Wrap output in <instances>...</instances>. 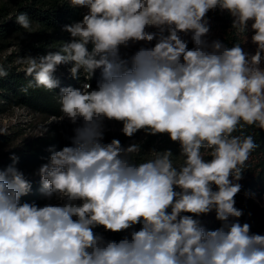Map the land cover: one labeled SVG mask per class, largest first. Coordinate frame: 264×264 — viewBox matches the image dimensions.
I'll return each mask as SVG.
<instances>
[{"label":"clouds","instance_id":"1","mask_svg":"<svg viewBox=\"0 0 264 264\" xmlns=\"http://www.w3.org/2000/svg\"><path fill=\"white\" fill-rule=\"evenodd\" d=\"M64 4L85 9L63 28L70 40L16 63L31 77L24 94L56 89L62 64L83 78L60 89L59 115L50 122L67 120L73 135L70 145L49 147L36 172L43 206L22 202L32 183L17 156L0 168V264H264V234L241 222L235 199L259 146L245 130L264 132V0ZM216 11L232 17L242 41L229 47L208 39V13ZM15 20L25 32L39 28L25 12ZM249 24L251 56L241 46ZM8 74L0 64V78ZM106 121L121 124L131 142H105ZM47 131L41 125L36 136ZM141 132L167 135L182 162L170 149L141 155L133 139ZM212 213L219 226L208 229L202 217ZM97 228L123 235L108 239Z\"/></svg>","mask_w":264,"mask_h":264},{"label":"trees","instance_id":"2","mask_svg":"<svg viewBox=\"0 0 264 264\" xmlns=\"http://www.w3.org/2000/svg\"><path fill=\"white\" fill-rule=\"evenodd\" d=\"M0 7V52L11 47L15 42L13 37H22L18 43L19 48L12 50L0 60L9 72L7 77L0 78V113H4L14 106L27 107L33 111L39 112L45 118L59 115L58 96L61 88L79 87L82 82L80 79H74L68 70L70 64H62L58 66L54 73V78L59 81V86L52 92L44 89L29 90L27 94L20 91L21 86L25 85L31 77H27L23 71L24 65H18L15 61L21 56L31 55L39 57L47 54L49 51H56L61 43L70 40V34L63 30L65 25L82 19L84 9L71 8L67 4L60 6L61 0H1ZM25 12L33 21L35 27L39 24L36 32L28 33L22 29L15 20V17ZM217 24L221 32V41L228 44L230 47L237 41H242L243 37L238 35L234 29H230L232 17L227 13L209 12ZM11 18V19H10ZM249 30L245 33L248 37ZM242 48L244 50L245 43ZM90 47V46H89ZM61 71V72H60ZM100 78V72L97 70L93 80L91 81L95 88L96 81ZM246 134L255 136L258 148L252 153L247 161V169L243 173L241 179L243 194L249 193L251 201L254 203V208L261 210V214H249L244 211L240 202H236V206L243 210L244 215L241 217L242 223H249L251 231L258 233L264 229V132L257 128H247ZM117 138L122 144L127 145L131 141H127L124 137L117 135H108L105 137V142ZM10 141L8 134L0 135V147ZM135 141L141 144V155L146 154L151 149L163 151L170 149L173 152L174 162L178 161V144L170 141L167 135L145 136L144 138ZM70 145V141L64 142L61 132L57 126H52L43 136H34L25 141V144L11 154L8 151H0V168L7 167L12 163L10 157L15 155L19 158L17 167L21 170L25 178L32 183V191L22 197V202H36L43 206L48 203L40 194V177L34 173H28L26 166H39L48 161L50 152L49 147L54 146L55 150H60L63 146ZM139 161V158H137ZM178 162H182L179 160ZM255 221V222H254ZM205 226L208 229H215L219 226V222L215 218H209L205 221Z\"/></svg>","mask_w":264,"mask_h":264},{"label":"rangeland","instance_id":"3","mask_svg":"<svg viewBox=\"0 0 264 264\" xmlns=\"http://www.w3.org/2000/svg\"><path fill=\"white\" fill-rule=\"evenodd\" d=\"M6 1V0H5ZM2 1L0 0V7L2 5ZM85 11V9H84ZM208 22L210 25V34L208 39H219L221 40V32L219 28L217 27V24L215 23L213 17L208 14ZM152 31H156V29H152ZM252 31L250 32L248 36V41L245 43L244 51L248 53L249 56L253 55L256 50V45H254L251 42V35ZM22 37H13V41L15 42L11 47L6 49L3 52H0V60L5 57V55L9 54L12 50H16L19 48L18 43L21 41ZM155 41H153V44ZM141 45L137 44L133 46L131 49H121V56L122 57H129L133 51H135L137 48H139ZM189 48L192 47L191 42H189ZM17 61V60H16ZM15 61V63H16ZM17 64V63H16ZM69 70V69H68ZM61 72V71H60ZM56 117L55 115L50 116L48 118H45L43 115H41L39 112L33 111L27 107L23 106H14L8 111L4 113H0V129L4 130V134H8L10 136V141L0 147V151H8L11 152V154L17 152L24 144L25 141L31 137L36 136L37 130L40 128L41 125H46L47 128H51L52 126H57L61 132L62 139L64 142L70 141V137L73 135L72 129L73 125H71L67 120H65L62 123L52 122L50 123L53 118ZM50 123V124H49ZM48 124V125H47ZM122 127L121 124L114 122V121H106V134L105 137L108 135H117L124 137L127 139V141H130L129 138L124 136L120 128ZM138 137V140L145 137V135L141 133H137L136 136L133 138ZM39 166H26L25 169L28 171V173H36ZM241 184V180L239 181ZM236 202H240L241 206L244 208L245 212H248L249 214H253L254 212L257 213V216L261 214V210H258V208H254V203L251 201V198L249 196H246L242 192H240L236 197ZM209 218H215V214H209L207 216L202 217V220L205 221ZM255 222V221H254ZM97 232H101L105 235L108 239H115L119 240L122 238L121 234H113V233H106L103 232L102 228L95 229ZM259 234H264V229L258 232Z\"/></svg>","mask_w":264,"mask_h":264},{"label":"bare ground","instance_id":"4","mask_svg":"<svg viewBox=\"0 0 264 264\" xmlns=\"http://www.w3.org/2000/svg\"><path fill=\"white\" fill-rule=\"evenodd\" d=\"M70 69V68H69Z\"/></svg>","mask_w":264,"mask_h":264}]
</instances>
